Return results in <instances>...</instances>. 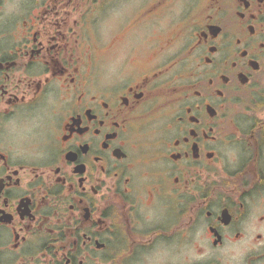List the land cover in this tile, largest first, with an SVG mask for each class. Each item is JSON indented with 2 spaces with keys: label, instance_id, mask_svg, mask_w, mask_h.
Returning <instances> with one entry per match:
<instances>
[{
  "label": "flooded vegetation",
  "instance_id": "af4514ba",
  "mask_svg": "<svg viewBox=\"0 0 264 264\" xmlns=\"http://www.w3.org/2000/svg\"><path fill=\"white\" fill-rule=\"evenodd\" d=\"M264 0H0V264H264Z\"/></svg>",
  "mask_w": 264,
  "mask_h": 264
},
{
  "label": "rangeland",
  "instance_id": "374dc122",
  "mask_svg": "<svg viewBox=\"0 0 264 264\" xmlns=\"http://www.w3.org/2000/svg\"><path fill=\"white\" fill-rule=\"evenodd\" d=\"M261 197H262V200H263V202H264V194H262V196H261ZM262 208H264V205H263V207H262Z\"/></svg>",
  "mask_w": 264,
  "mask_h": 264
}]
</instances>
